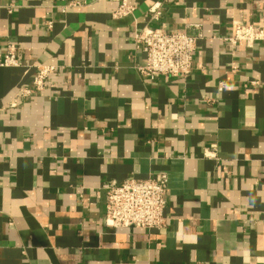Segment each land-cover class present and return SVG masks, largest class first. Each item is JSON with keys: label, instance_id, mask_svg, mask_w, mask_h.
<instances>
[{"label": "crops", "instance_id": "1", "mask_svg": "<svg viewBox=\"0 0 264 264\" xmlns=\"http://www.w3.org/2000/svg\"><path fill=\"white\" fill-rule=\"evenodd\" d=\"M128 1L0 0L22 62L0 66V264H264V42L226 40L264 0ZM190 23V75L142 77L134 32ZM37 65L56 70L21 98ZM157 172L167 226L107 228L103 183Z\"/></svg>", "mask_w": 264, "mask_h": 264}, {"label": "built area", "instance_id": "2", "mask_svg": "<svg viewBox=\"0 0 264 264\" xmlns=\"http://www.w3.org/2000/svg\"><path fill=\"white\" fill-rule=\"evenodd\" d=\"M118 2L113 17L120 18L133 14L136 6L128 0ZM161 4L150 7L152 18L159 20ZM193 29L195 32H190ZM204 37L200 23L186 24L182 28L168 29L164 26H146L134 32L133 38L142 51L144 62L137 66L138 73L154 80L160 77H188L198 41ZM232 45L244 43L253 47L257 42H264V26L256 22L233 20L231 33L226 38ZM22 65L17 55V47L9 45L7 52L0 55L1 67H19ZM36 73L29 85L21 86L17 95L27 98L41 92L46 87L50 75L56 70L53 65H37ZM253 84H258L253 81ZM224 84L222 83V86ZM16 101L10 104L15 108ZM205 156L216 158L215 148L206 149ZM169 176L157 172L146 178H128L122 182L108 180L103 183L106 191L105 226L111 229L135 227L142 229H163L169 218L166 214L168 205L167 192Z\"/></svg>", "mask_w": 264, "mask_h": 264}]
</instances>
